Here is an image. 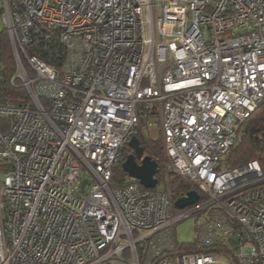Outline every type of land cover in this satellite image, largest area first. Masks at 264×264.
Here are the masks:
<instances>
[{
	"label": "built area",
	"instance_id": "1",
	"mask_svg": "<svg viewBox=\"0 0 264 264\" xmlns=\"http://www.w3.org/2000/svg\"><path fill=\"white\" fill-rule=\"evenodd\" d=\"M0 19L28 97L0 102V264H215L211 245L264 264V168L221 163L264 96V0H0ZM133 136L160 140L140 145L164 185L112 184ZM197 211L192 251L174 226Z\"/></svg>",
	"mask_w": 264,
	"mask_h": 264
},
{
	"label": "trees",
	"instance_id": "2",
	"mask_svg": "<svg viewBox=\"0 0 264 264\" xmlns=\"http://www.w3.org/2000/svg\"><path fill=\"white\" fill-rule=\"evenodd\" d=\"M30 51V49H29ZM44 55V53H43ZM23 67L30 72L27 64L22 60ZM16 73V63L11 48V44L4 25L0 27V102L2 103H25L28 100L25 89L20 85L19 79L15 78L12 83L11 78ZM140 144L145 150L162 153L160 140L150 141L139 137ZM131 153L129 147H125L124 156ZM257 160L264 168V96L258 103L254 111L247 117L236 130V140L230 149L221 158V163L230 167H237L248 161ZM122 162L115 166L113 170L112 184L123 186L128 180L127 174L122 169ZM158 186L164 185L160 173L156 175ZM172 198L175 201L183 193L194 189L189 182L179 175L170 174L168 180ZM177 211V209L174 208ZM184 245V244H182ZM187 250H198L195 242L188 243ZM222 249L218 245L205 246L201 250L213 252ZM225 250V248H223ZM222 249V250H223Z\"/></svg>",
	"mask_w": 264,
	"mask_h": 264
},
{
	"label": "water",
	"instance_id": "3",
	"mask_svg": "<svg viewBox=\"0 0 264 264\" xmlns=\"http://www.w3.org/2000/svg\"><path fill=\"white\" fill-rule=\"evenodd\" d=\"M128 146L132 149V152L122 162L123 171L145 188H154L157 184V178L155 177L158 173L157 162L151 159L149 155L143 156V147L137 137H131L128 141ZM198 198V192L192 189L178 197L174 201V206L182 209L194 204Z\"/></svg>",
	"mask_w": 264,
	"mask_h": 264
},
{
	"label": "rangeland",
	"instance_id": "4",
	"mask_svg": "<svg viewBox=\"0 0 264 264\" xmlns=\"http://www.w3.org/2000/svg\"><path fill=\"white\" fill-rule=\"evenodd\" d=\"M3 26V23L0 19V27ZM7 32V30H6ZM8 35V33H7ZM9 38V36H8ZM10 41V39H9ZM148 135V133L146 132ZM207 213L205 211H197L195 213H192L180 221H178L174 228H175V233H176V238L179 240H190V242H195L197 243V236L196 232L198 229L199 224L203 223L205 220H207ZM180 242V241H179ZM224 250V249H223ZM222 249L220 250L219 248L213 252H210L213 255V258L215 260H219L220 262H217L215 264H223L224 262L227 263L229 262V257L228 255H224ZM231 264V263H228Z\"/></svg>",
	"mask_w": 264,
	"mask_h": 264
},
{
	"label": "flooded vegetation",
	"instance_id": "5",
	"mask_svg": "<svg viewBox=\"0 0 264 264\" xmlns=\"http://www.w3.org/2000/svg\"><path fill=\"white\" fill-rule=\"evenodd\" d=\"M143 154H144V155H146V153H145V152H144Z\"/></svg>",
	"mask_w": 264,
	"mask_h": 264
}]
</instances>
